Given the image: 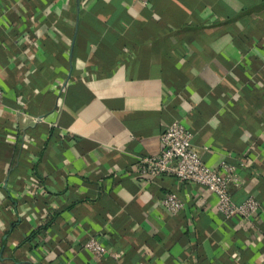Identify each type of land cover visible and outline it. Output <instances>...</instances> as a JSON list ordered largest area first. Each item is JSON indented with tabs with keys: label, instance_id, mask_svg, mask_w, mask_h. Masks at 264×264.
Segmentation results:
<instances>
[{
	"label": "crops",
	"instance_id": "crops-1",
	"mask_svg": "<svg viewBox=\"0 0 264 264\" xmlns=\"http://www.w3.org/2000/svg\"><path fill=\"white\" fill-rule=\"evenodd\" d=\"M0 91V264H264V0H0ZM173 121L256 220L136 173Z\"/></svg>",
	"mask_w": 264,
	"mask_h": 264
},
{
	"label": "built area",
	"instance_id": "built-area-1",
	"mask_svg": "<svg viewBox=\"0 0 264 264\" xmlns=\"http://www.w3.org/2000/svg\"><path fill=\"white\" fill-rule=\"evenodd\" d=\"M2 101L3 93L0 91V104ZM192 137V132L183 122L173 121L161 135L160 153L139 158L135 164L136 173L151 178L170 175L182 182L197 184L214 197L216 212L225 220H256L262 209L260 201L249 195L236 202L230 193L231 185L237 180L234 167L226 162L215 169L206 165L193 147ZM161 202L173 214L186 207V201L175 193L166 194ZM84 248L98 259L108 252V248L96 237L89 238Z\"/></svg>",
	"mask_w": 264,
	"mask_h": 264
},
{
	"label": "trees",
	"instance_id": "trees-1",
	"mask_svg": "<svg viewBox=\"0 0 264 264\" xmlns=\"http://www.w3.org/2000/svg\"><path fill=\"white\" fill-rule=\"evenodd\" d=\"M48 226H49L48 224H44L41 228H42V229H47ZM38 230H39V229H38ZM37 232H38V231H34V232L32 233V236L35 235Z\"/></svg>",
	"mask_w": 264,
	"mask_h": 264
}]
</instances>
